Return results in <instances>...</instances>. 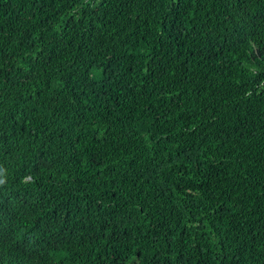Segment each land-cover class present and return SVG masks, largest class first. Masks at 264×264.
<instances>
[{"label": "trees", "instance_id": "1", "mask_svg": "<svg viewBox=\"0 0 264 264\" xmlns=\"http://www.w3.org/2000/svg\"><path fill=\"white\" fill-rule=\"evenodd\" d=\"M0 264H264V0H0Z\"/></svg>", "mask_w": 264, "mask_h": 264}]
</instances>
